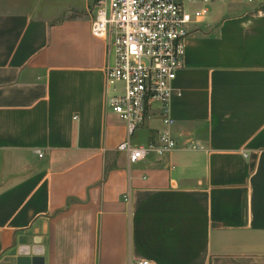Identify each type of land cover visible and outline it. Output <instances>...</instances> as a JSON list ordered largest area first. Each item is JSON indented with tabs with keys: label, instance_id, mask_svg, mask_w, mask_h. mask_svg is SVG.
Wrapping results in <instances>:
<instances>
[{
	"label": "crops",
	"instance_id": "0c3cea01",
	"mask_svg": "<svg viewBox=\"0 0 264 264\" xmlns=\"http://www.w3.org/2000/svg\"><path fill=\"white\" fill-rule=\"evenodd\" d=\"M94 16L0 0V264H264V5L218 0L190 25L174 123L154 102L130 138L177 145L135 163Z\"/></svg>",
	"mask_w": 264,
	"mask_h": 264
},
{
	"label": "built area",
	"instance_id": "2783aa9c",
	"mask_svg": "<svg viewBox=\"0 0 264 264\" xmlns=\"http://www.w3.org/2000/svg\"><path fill=\"white\" fill-rule=\"evenodd\" d=\"M218 0H95L91 24L94 37L109 40L111 59L106 63V101L124 121L127 138L118 149L131 163L150 154L163 156L172 152L177 142L170 132L158 134L155 142L133 144L131 136L144 122L148 105L158 102L163 122L169 126V102L172 82L182 68L190 25L202 21L209 7ZM230 1V0H225ZM263 6L264 0H238ZM190 5L202 4L190 8ZM129 201V196L124 197ZM132 264H152L143 259Z\"/></svg>",
	"mask_w": 264,
	"mask_h": 264
},
{
	"label": "rangeland",
	"instance_id": "374dc122",
	"mask_svg": "<svg viewBox=\"0 0 264 264\" xmlns=\"http://www.w3.org/2000/svg\"><path fill=\"white\" fill-rule=\"evenodd\" d=\"M253 5V4H252Z\"/></svg>",
	"mask_w": 264,
	"mask_h": 264
}]
</instances>
